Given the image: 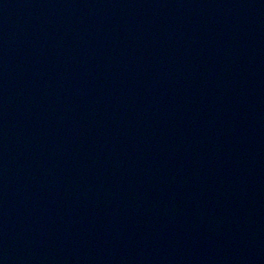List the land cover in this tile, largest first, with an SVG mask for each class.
I'll return each mask as SVG.
<instances>
[{
    "label": "water",
    "instance_id": "water-1",
    "mask_svg": "<svg viewBox=\"0 0 264 264\" xmlns=\"http://www.w3.org/2000/svg\"><path fill=\"white\" fill-rule=\"evenodd\" d=\"M0 264H264V0H0Z\"/></svg>",
    "mask_w": 264,
    "mask_h": 264
}]
</instances>
